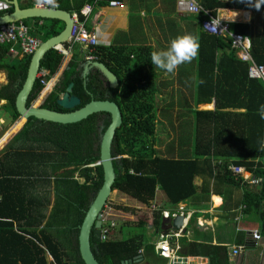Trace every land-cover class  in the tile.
<instances>
[{"label": "trees", "instance_id": "trees-1", "mask_svg": "<svg viewBox=\"0 0 264 264\" xmlns=\"http://www.w3.org/2000/svg\"><path fill=\"white\" fill-rule=\"evenodd\" d=\"M91 1L73 0L70 4L68 0H58V8L79 14L83 4ZM194 1L209 10L212 16H216V9L222 7L251 9L257 22H260L258 17L264 18V5L257 11L237 0ZM97 3L106 5L108 0ZM19 4L21 7L32 5L27 0ZM11 9L12 6L7 11ZM188 14L200 21L204 17L202 11ZM21 21L28 26L29 33L41 41L63 28V22L58 19L31 17ZM228 25L232 33L249 36L248 53L252 61L264 65V27L259 23L254 25L253 18L250 23ZM192 35L198 38L199 48L192 63H187L194 69V81L189 84L193 88L187 87V92L195 104L214 99L215 110L187 107L186 96H181V92H175L179 95L175 97L178 103H174V92H170L165 96L168 100L162 101L164 115L161 116L170 124L173 116L178 129L183 125L190 127L193 117L192 150L187 147V142L175 145L173 140L161 150L155 147L158 143L157 119L162 122L157 117L155 105L158 90L149 78L145 85H140L147 75L140 67L139 55L133 58L131 69H127L132 58L117 46H96L95 51L98 60L116 74V87L110 88L98 70L90 73L84 84L77 70L79 51H74L68 67L41 106L66 111L57 105L56 99L69 82L73 83L71 93L80 98V105L92 98L114 100L120 108L122 122L116 128L111 144L115 172L112 188L146 205L151 203L157 188L165 193L171 205L193 196L195 176L208 177L206 181L202 180L203 187L208 186L211 176L221 183L238 181L229 168L214 175L210 154L226 162L229 159L233 165L242 164L259 179V183L247 187L242 202L246 208L257 211L264 234V149L259 147L260 141L264 140V120L257 112L259 105L264 103V80L248 76L249 61L238 55V48L232 45L229 35L213 34L201 25L196 31L193 29ZM9 46L10 43H0V67L7 77L6 84L0 87V99L5 100L2 108L15 121L19 114L14 100L25 78L31 53L13 60ZM139 54L147 57L144 48ZM63 59L62 53L51 48L40 60V68L47 70V77H50L57 72ZM41 89L36 79L27 104ZM175 104L182 108L173 115L170 106ZM234 106L245 109L243 114L239 113L244 119L237 132L231 129L232 125L226 126L228 123L224 120L225 115L235 112L222 110ZM108 115L107 112H96L78 122L65 124L29 117L9 144L0 150V264H84L78 252V226L102 182V169L96 162L100 135L110 120ZM178 136L180 139L181 133ZM4 140L0 141V146ZM173 147L178 149V156L170 155ZM41 183L51 184L53 190L54 198L47 215L48 193L41 194L37 190ZM109 202L127 212L138 213V208L133 205L113 199ZM154 215L153 224L157 227L159 214L155 212ZM146 223L142 217H137L135 223H118L119 236L113 229L103 240L98 237L99 229L92 228L90 247L99 264L133 263L140 249L144 252L152 250L144 232ZM125 227L126 234L123 233ZM208 256L206 264H228L223 246L214 247Z\"/></svg>", "mask_w": 264, "mask_h": 264}, {"label": "crops", "instance_id": "crops-1", "mask_svg": "<svg viewBox=\"0 0 264 264\" xmlns=\"http://www.w3.org/2000/svg\"><path fill=\"white\" fill-rule=\"evenodd\" d=\"M17 1L18 3L23 2V0ZM27 1L31 2L30 0ZM68 1L70 4H72L73 2V0ZM119 1L121 2V5L119 6H109L108 4L99 5L98 3L93 4V0L91 2L85 3L93 4L92 11L88 15L86 21V26L95 34L98 41L97 46H117L119 48H123V51H125L126 54H130V58H132L131 61H129L128 63L127 69H131V66L133 65V58L136 57V54L139 55V62L141 59L140 67L143 69V72H145L147 75V77H145V79L140 82V85H145L147 78H149L150 80H153V78H155V89L158 90L156 96V110L157 106L160 104L159 112L162 111L163 107L162 98L164 99L165 96H167V94L170 92H174V97L176 96L175 92H181V96L185 95L187 107L215 110L214 99H212L210 102H203L199 104H195L190 99L189 92H187V87L191 86L192 89V85L189 84L194 81V69L192 68L191 64H181L177 67L174 73L165 74L160 69H156L149 60V56L152 51L162 49L167 46L169 40L167 41L166 39L167 37L169 38L170 29H177V26H180L181 29L186 30L185 33L192 34L193 29L196 31V28L201 25V21L193 18L188 19L187 16L181 15L182 13H179L177 10V0ZM85 4H83V6ZM31 6H33V3ZM80 10L79 16H81ZM68 11L74 12L71 10ZM159 13H164L167 16H164L162 21H158L157 15ZM176 13H178L184 20L189 22V24L187 26H184L183 23L175 22L174 19L178 17ZM216 16L227 20L228 23H250L251 19L253 18L254 25L256 23H259L261 27H264V18L258 17L260 22H257L258 20L257 18L255 20V14L251 9H229L219 7L216 9ZM90 18V23L87 24ZM159 22L160 24L162 23L164 25V34L160 31ZM202 29L204 28L202 27ZM160 37L163 38L165 45L162 48H158L157 46V38ZM15 48H17V46H15ZM141 48H144L147 57L140 56L139 52L141 53ZM74 51H79V62L77 65V70L83 77V68L86 60H84V56L81 52V49L79 47H74L71 51L67 53H62L64 55V59L67 55H69V57H67V62L65 63L61 73H59V75L56 74L59 70L58 69L54 75L48 77L50 86H48L44 90H40V92L34 98V100L37 98L35 102H38L41 99L40 104L43 103L48 93L51 92L54 86L58 83L63 70L68 67V61L72 57ZM13 55H17V58H20L22 56L18 53ZM145 60L149 63H143ZM192 61L188 63H192ZM188 67L189 69H185ZM95 70V68L88 69L86 77H83V82L85 80L86 83L89 74ZM183 71L184 73L180 74ZM4 76L7 80L4 69L0 67V79ZM184 78H186V80ZM135 84L139 85V83ZM158 85L159 87L157 89ZM3 100L4 99H0V101ZM34 100H32V104H35V102L33 103ZM174 103H178L176 99L174 100ZM181 108L182 107H180L178 104L170 106L173 115H175L176 111ZM222 110L235 112V114L225 115L224 120H227L228 125L226 126L232 125L233 128L231 129H233V131H239L242 126V119H244V115H239V113L243 114L245 109L240 108L239 106H234L226 107ZM159 112L157 111V117L166 123L168 120L161 117ZM172 118L174 119V117ZM157 122H159L158 119ZM245 122L247 121L245 120ZM191 124L193 131L192 121ZM178 134L180 133L178 132ZM4 146L5 144H1L0 150ZM170 155L178 156V149L174 147L171 148ZM209 157L211 158V168L212 173L214 175L222 174L225 171V168H228L230 164L233 165V163L229 159L226 162L221 158H216L213 154H210ZM237 165L243 166L242 164ZM251 172L252 175H255L253 171ZM236 178L238 179V181L236 180L234 183H221L216 182L214 177L211 176L207 183L208 186L206 185L205 187H203L201 185L202 180L206 181L208 177L195 176L193 178V183L196 187L195 194L191 197L186 198L183 201L176 203L175 205L169 204L165 193L157 188L155 190L154 198L152 199L150 204L158 208L153 210V212H151L150 210L147 212L145 211L147 213V217L144 218L145 220H147L145 230H147L148 233L152 232V234H154V239L150 238L149 240H147L149 243L148 245H151L153 249H150L149 251L145 252L143 251V249H140V257L137 256L135 258V261L129 264H169L170 259L159 256L157 252L158 247L156 243L158 241V233L160 231L164 233L169 231L179 233L177 236V244L179 245L177 254L179 256H184L185 258H187V262H190L191 264L208 263V253L213 251V248L216 246L225 247L227 252L228 264H230V259L234 260V264H264V234L261 232L260 229L258 213L254 209L246 208V205L242 202L243 195L247 187H250V185L252 184L242 179V175H239L237 173L235 175V179ZM214 197L218 198L219 201L215 202ZM136 202H138L136 203V205H140V207L141 204L143 206H149L145 203L139 202L138 200H136ZM131 205L135 206L134 204ZM262 207H264V203L262 204ZM177 209H181L180 214H183L185 216L184 222L181 226V228L184 227L185 230L181 231V228L177 230H172L170 224L166 222L164 223V229L161 230V220L162 218H167L162 214V211H165L168 214L171 212H177L176 214H178L179 210ZM155 212L159 214L156 219L158 221L157 227L153 224ZM239 212L242 214V216L241 218L236 220L235 217L238 215ZM117 226L118 224L116 225V227ZM116 227L114 228V231L116 230ZM253 230H257L259 232V239L252 238L250 232ZM236 245H241L242 247L240 249V252L235 255L232 253V248ZM142 254H144V256ZM146 257H149L150 260H147Z\"/></svg>", "mask_w": 264, "mask_h": 264}, {"label": "water", "instance_id": "water-1", "mask_svg": "<svg viewBox=\"0 0 264 264\" xmlns=\"http://www.w3.org/2000/svg\"><path fill=\"white\" fill-rule=\"evenodd\" d=\"M12 6L10 11L0 14V25L17 22L22 19L38 17L58 19L63 22V28L57 34L41 41L35 50L31 53L28 62L25 78L18 90L14 105L19 117L27 120L29 117L36 119L56 122V123H74L96 112H107L109 114V123L100 135L99 141V159L96 162L102 169V182L96 191L93 199L89 203L83 218L78 226L77 243L80 258L84 264H99L90 247V232L92 228H99L101 225L100 213L109 195L113 191L112 185L115 179L113 167V157L111 156V144L116 128L121 125L122 115L118 104L110 99H90L88 102L80 105V98L71 93L72 82L65 87L64 92L56 99L57 105L66 111H57L42 107L38 104H27L28 96L36 80V73L40 68V60L46 51L51 48H58L68 39L72 25L71 12L61 8H41L37 6L21 7L17 0H6ZM95 68L107 81L110 88L118 85L116 74L103 62L99 60H86L83 68V77H86L87 70ZM85 83V80H84ZM79 105V106H78ZM183 214H176L171 217L162 218L160 229H164V223L170 224L172 230L180 229L184 222ZM185 228H181L184 231ZM138 257H140L138 255ZM234 260L230 259V264Z\"/></svg>", "mask_w": 264, "mask_h": 264}, {"label": "built area", "instance_id": "built-area-1", "mask_svg": "<svg viewBox=\"0 0 264 264\" xmlns=\"http://www.w3.org/2000/svg\"><path fill=\"white\" fill-rule=\"evenodd\" d=\"M34 6L41 8H57L58 0H54L53 3H48L47 0H30ZM99 0H93V4H96ZM93 4H85L81 10L79 16L78 12H71L72 25L70 28L69 37L66 40L67 44L58 48V51L61 53H67L71 51L74 47H79L83 56L86 60H95L97 55L95 53L96 46L98 45L97 38L95 34L86 26V21L88 15L92 11ZM109 6H119L121 2L119 0H108ZM11 7L10 3L6 0H0V14L7 12ZM177 9L183 12L197 13L202 11L204 14L203 19L201 20V25L204 30L211 32L216 35H229L232 40V45L238 48V55L244 59L248 60L247 74L251 78H260L264 80V65L256 64L252 61L248 49L250 46V40L247 36H244L240 33H232L229 30V25L227 20L220 18L218 16H212L209 10L203 9L197 2L194 0H177ZM41 42L40 38L33 36L29 33L28 26L22 21L7 23L0 25V43H10L9 52L11 54H30ZM14 45H17L18 49ZM48 71L39 68L36 73V79L41 84L42 89H46L49 84V78L47 77ZM228 168L233 172L239 175H242V179L246 180L251 184L259 183V179L252 175V172L246 167L239 165H229ZM150 205V204H149ZM150 211L156 209V206L150 205ZM244 207V205H243ZM178 213H181V209ZM177 212L167 213L162 211V214L165 217L169 215L174 216ZM242 214L239 212L235 217L236 220L241 218ZM100 232L99 238L101 240L105 239L107 235L116 227L118 221L112 218H106L103 214V211L100 213ZM178 232H159L158 241H157V252L161 257L169 258V264H189L187 258L184 256H179L177 251L179 245L177 244ZM253 239H259L260 234L257 230L250 232ZM110 236V235H109ZM241 245H236L232 248L233 254H238L241 249ZM191 264V263H190Z\"/></svg>", "mask_w": 264, "mask_h": 264}, {"label": "rangeland", "instance_id": "rangeland-1", "mask_svg": "<svg viewBox=\"0 0 264 264\" xmlns=\"http://www.w3.org/2000/svg\"><path fill=\"white\" fill-rule=\"evenodd\" d=\"M176 14L178 15V17L175 16V17H177L174 19L175 22L183 23L184 26H187L189 24V22L184 20L178 13H176ZM186 15H187L188 19L192 18V17H188L189 16L188 13ZM164 16H167V15L164 13H159L157 15V20L162 21ZM90 20H91V18L88 20L87 24L90 23ZM179 20H181V21H179ZM159 26H160V31L163 32V34H164V31H163L164 25L162 23L160 24V22H159ZM177 27H178L177 29L176 28L170 29L169 38L167 37V39H166L167 41L170 40L171 38H174L177 35L185 34V32H186L185 29L184 30L181 29L180 26H177ZM157 43H158L157 44L158 48H162L165 46L164 40L162 37L157 38ZM67 57H69V55H67L65 57V59L63 60L58 72L56 73L57 75H59V73H61L65 63L67 62ZM11 59L16 60L17 55L12 54ZM185 69H189V67L185 68ZM154 79L155 78H153V80H151V82L153 83V85L155 87ZM6 81L7 80L5 79V76L2 77L0 79V84H1L0 86H3ZM2 82H4V83H2ZM158 87H159V85L157 86V89H158ZM161 94H163V93H161ZM178 95H179V93L175 97H177ZM175 97L173 98L174 100L176 99ZM35 100L33 101V103L35 102ZM166 100H168V98L165 97V101ZM162 101H164L163 98H162ZM40 102H41V99H40V101L35 102V104H38ZM4 103H5V100L0 101V141H2L5 138L2 145L3 144L7 145L11 141L13 134L21 127L22 123L25 121V118L20 117L17 120L12 121L10 115H8V113L4 110V108H2V104H4ZM159 108H160V104L157 106L158 112L160 110ZM159 113H160V116H162V114L164 115V111H160ZM191 121L193 122V117L191 118ZM177 123L178 122L176 119H173V122H171V124L168 121L166 123L163 121L157 122L156 136L158 139V143L155 145L156 148L161 150L167 144H170L171 140H173L175 145L177 144V142H185V143L187 142V147L192 150V144H193V139H194V131H192V125L190 127H186L185 125H183L182 127H180V129H178ZM178 132L181 133L180 139L178 136ZM37 187H38L37 188L38 192H40L41 194H43L44 191H46L48 193L49 204H48L47 209L45 211V215H47L49 212V208L51 207L53 198H54L52 185L51 184L44 185L41 183ZM109 199L116 200V201L120 202L121 204H127V205L134 204L135 207L138 208V213H136V212L130 213V212H127L125 210H122L121 208H117L115 206H112V204L109 202ZM136 203H138V202H136V200H134V198L131 199L130 196H127L126 194L118 191L117 189H113V191L109 195L106 203L103 206V214L108 219L112 218V219L119 221L120 224L126 223L127 221L130 223H135V219L137 217H142V218L147 217L146 212L151 209V206H150L151 204L149 206H143L141 204V207H140V205H136ZM156 208H158V207H156ZM118 227H119V225L116 227L117 230H115V232H116L115 234H118V236H119ZM126 229H127V227H125L123 230V233H125V234L127 233ZM145 235L148 236V237H146L147 240H149L150 238L154 239V234H152V232L148 233L147 230H145ZM118 236H116V237H118ZM146 259L150 260L149 257H146Z\"/></svg>", "mask_w": 264, "mask_h": 264}, {"label": "clouds", "instance_id": "clouds-1", "mask_svg": "<svg viewBox=\"0 0 264 264\" xmlns=\"http://www.w3.org/2000/svg\"><path fill=\"white\" fill-rule=\"evenodd\" d=\"M47 2L53 3L54 0H47ZM237 2L242 3L246 7L255 9L257 11L260 10L261 5H264V0H237ZM179 12L189 13L183 11ZM62 46H64V44H62ZM58 48H61V46ZM58 48H56V50H58ZM198 48V38H196L192 34L185 33L182 35H177L174 38L170 39L165 48L152 51L150 53L149 60L156 69H160L165 74H172L176 71L179 65L191 62L197 56ZM84 60L86 59L84 58ZM257 112L259 118L261 120H264V103L259 105ZM259 147L260 149H264V140L260 141ZM97 229H99L100 232V227Z\"/></svg>", "mask_w": 264, "mask_h": 264}, {"label": "bare ground", "instance_id": "bare-ground-1", "mask_svg": "<svg viewBox=\"0 0 264 264\" xmlns=\"http://www.w3.org/2000/svg\"><path fill=\"white\" fill-rule=\"evenodd\" d=\"M214 199H215V202H218V201H219V199H218V198H216V197H214Z\"/></svg>", "mask_w": 264, "mask_h": 264}, {"label": "flooded vegetation", "instance_id": "flooded-vegetation-1", "mask_svg": "<svg viewBox=\"0 0 264 264\" xmlns=\"http://www.w3.org/2000/svg\"><path fill=\"white\" fill-rule=\"evenodd\" d=\"M78 106H79V105H78ZM108 116H109V115H108ZM25 121H26V120H25ZM25 121H24V123H25ZM24 123H23V124H24ZM99 124H100V123H99Z\"/></svg>", "mask_w": 264, "mask_h": 264}]
</instances>
